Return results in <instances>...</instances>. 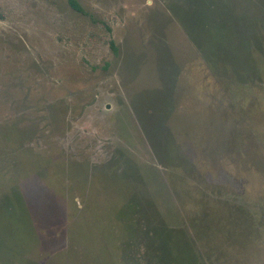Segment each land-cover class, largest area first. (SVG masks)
Masks as SVG:
<instances>
[{
  "label": "rangeland",
  "instance_id": "rangeland-1",
  "mask_svg": "<svg viewBox=\"0 0 264 264\" xmlns=\"http://www.w3.org/2000/svg\"><path fill=\"white\" fill-rule=\"evenodd\" d=\"M76 1L0 0V264H264V0Z\"/></svg>",
  "mask_w": 264,
  "mask_h": 264
},
{
  "label": "trees",
  "instance_id": "trees-1",
  "mask_svg": "<svg viewBox=\"0 0 264 264\" xmlns=\"http://www.w3.org/2000/svg\"><path fill=\"white\" fill-rule=\"evenodd\" d=\"M202 2H203V0H202ZM70 5L72 6V8L74 10H76L78 12H82V13L84 12L83 9H82V7L80 6V4L76 0H70ZM111 48L113 49V51L115 53L118 52V49H117V47H116V45H115V43L113 41L111 42ZM151 208H154V206L152 204H151Z\"/></svg>",
  "mask_w": 264,
  "mask_h": 264
}]
</instances>
